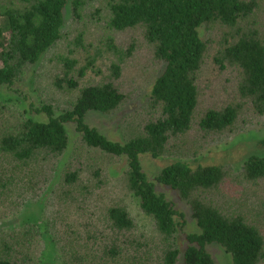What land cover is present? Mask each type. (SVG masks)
<instances>
[{"label": "trees", "instance_id": "16d2710c", "mask_svg": "<svg viewBox=\"0 0 264 264\" xmlns=\"http://www.w3.org/2000/svg\"><path fill=\"white\" fill-rule=\"evenodd\" d=\"M68 2L73 16L79 18L84 8L82 0H0L1 86L10 88L23 79L27 69L63 38L61 29ZM97 2L92 16L111 32L104 40L106 56L111 58L109 75L99 81L81 82L79 78L85 75L87 66L93 65L99 52L95 51L85 66L77 68L76 77L72 76L76 60L68 53L58 52L57 72L50 77V85L59 93L69 94L67 108L57 110L51 103H43L35 107V115L18 109L7 118L5 113L11 108L8 103L12 99L0 101V264H48L46 252L51 251L53 244L61 250V264H109L117 256L132 264L126 255L130 253V242H136L131 232L135 222L127 207L113 203L95 214L85 204L93 197V188L104 185V167L121 160L126 167L125 189L153 221L164 242L155 257L152 255L153 264H177L179 256L181 264H216L207 250L211 243L228 253L232 264H264L263 223L225 210L213 196L229 178L241 177L249 185L264 181V135L255 140L256 151L244 157L236 175L230 167L195 163L176 154L180 137L192 127L204 138L220 140L236 131L246 111L264 115V19L257 15L264 0ZM206 25L230 30L212 59L220 69L229 66L235 71L241 99L238 103L199 107L203 94L200 74L208 49L200 29ZM127 31L131 32V40L117 43L115 34ZM81 36L78 34L77 44ZM138 43L144 45L142 54H149L150 61L160 63L163 69L146 94L137 126L127 133V138L118 141L91 126L87 116L112 114L131 99L122 77L133 65ZM51 100L56 101L53 96ZM71 126L75 133L72 141ZM71 142V163L77 159L78 166L64 165L60 183L76 207L62 212L65 216L74 214L72 226L66 229L68 237L72 230V240L60 229L59 233L54 232L57 219L53 225L44 219L38 222L24 209L28 201L37 200L46 189ZM205 142L198 143V148L203 149ZM85 152L92 161L85 159ZM192 153L196 156V149ZM164 155L174 159L161 167L155 180L186 202L197 227L194 232L183 233L181 249L178 238L185 226L183 214L157 191L142 166L143 156L159 159ZM54 211L59 218L60 211ZM85 217L88 218L81 221ZM91 218L100 225L91 223ZM119 240L124 244L123 254ZM43 242L46 244L42 250Z\"/></svg>", "mask_w": 264, "mask_h": 264}, {"label": "rangeland", "instance_id": "374dc122", "mask_svg": "<svg viewBox=\"0 0 264 264\" xmlns=\"http://www.w3.org/2000/svg\"><path fill=\"white\" fill-rule=\"evenodd\" d=\"M82 2H84V8L81 10L80 17L77 19L71 13V3L68 2L65 8L64 25L61 29L63 38L57 45L48 50L37 64L29 67L23 79L13 83L10 88L0 85V101L8 98L12 99L8 103L11 108L9 107L10 110L8 109V112L5 113L7 118H10L15 112H18V109L21 111L27 110L31 115H35L37 113L35 107H39L43 103H51L57 110L67 108L69 94L59 93L50 85V77L57 72L55 57L58 52L68 53L76 60L77 64L72 70V76L74 77L78 74L77 68L85 66L92 58V54L96 53L95 51L99 52L93 65L87 66L85 75L79 78L81 82L99 81L109 75L108 67L111 63V58L106 56L108 49H106L104 40L107 34H111V32L105 29L101 21L98 22L96 17L92 16L94 14V8L99 5L97 0H82ZM257 15L264 19V3L261 11L257 12ZM200 32L202 38L208 42L207 55L200 74L199 85L203 92L199 104L200 109L219 106L225 103L240 102L241 99H239L236 89L237 78L235 71L229 66L220 69L212 59L218 55L222 44H224L225 39L229 36L230 30L219 25H206L200 29ZM78 34H82V36L81 41L77 44ZM115 38L119 44L126 43L131 40V32L116 33ZM135 48L137 51L131 60L133 65L128 67L122 77L124 89H130L131 91V99L112 114L90 113L87 116V122L91 126L96 127L109 138L118 141H123L124 138H127V133L133 127L135 128L137 126L136 123L138 122L137 119H139L140 111L142 113V107L147 101L146 94L154 78L163 69V65L160 63L150 61L149 54H142L145 51L143 44L138 43ZM69 51L71 52L69 53ZM101 54L105 56L101 58ZM52 96L55 97L56 101L51 100ZM31 103L35 105H31ZM70 131V139L72 141L75 137L72 126ZM262 135H264V115L257 116L250 111H246L243 118L237 124L236 131L226 134L220 140L208 139L210 136L204 138L196 128L192 127L189 132L180 137V141L182 142L176 149V154H180L183 160L195 163L199 161L201 164H220L230 167L233 174L236 175L242 169L241 166L244 157L256 151L254 142ZM203 141H206L205 147L199 149L197 145L198 143H204ZM206 144L208 145L206 146ZM73 148L74 145L72 146L71 142L68 153L62 157L54 176L47 181L46 189L40 193L41 196L31 203L28 201L24 207L25 213H30L34 218L33 220H37L38 222L44 219L49 225H53V220L56 222L57 219L58 221L55 223L56 230L54 232L59 233L60 229L62 233L64 231L67 239L71 240L72 230L71 237H68L66 229L68 230L69 226H72L74 214L65 216L66 214H62V212L67 207L71 208L72 211L74 205L72 206L71 197L69 198L65 194L66 190L60 183V176L64 165H77V159L71 163ZM195 149L196 156L192 153ZM74 155L75 152L73 153ZM85 159L92 161L89 153L85 154ZM141 159L143 169L148 177L154 181L157 191L163 193L174 207L183 214L185 226L182 228L181 238H178V246L181 249L184 242L183 233L194 232L197 230V227L190 215V209L186 202L178 196L177 192L163 186L155 180L161 167L163 165L165 166L174 157L164 155L159 159H154L150 156H143ZM125 168V162L122 160L107 164L104 167V185L97 190L93 188L91 192L93 197L85 200V204L91 207L95 214L101 213L103 208L113 203L126 206L135 222L131 232L136 241L134 244L130 242V253L126 256L129 257V261L132 264H153L152 255L155 257V253L164 247V242L161 234L155 228L153 221L142 212L135 199L125 189L123 182ZM213 196L223 204L225 210L240 212L256 223H263L264 227V181L249 185L241 177H238L236 180L229 178L221 190L213 194ZM66 204L70 206H66ZM73 209L76 210V207ZM54 210L57 212L60 211L59 218H57L58 213L56 214ZM13 218L15 217H8L7 219L13 220ZM86 218L88 217L81 219V221H85ZM90 222L94 225H100V223H96L95 218H91ZM13 223L21 224V221H13ZM110 233L113 236H118L115 231H111ZM111 236L109 239L113 241ZM46 242L41 244L42 250ZM41 245L38 251L41 250ZM62 245L64 244L60 245L61 248ZM118 245H120L121 253L123 254L124 244L122 245V240H119ZM136 248L138 253H135ZM207 250L211 253L216 264H232L231 256L219 245L211 243L207 246ZM60 251L59 247L53 244L51 251L46 252L47 258L45 259L48 260V264H61ZM134 255L136 256L134 257ZM180 260L181 256H179L177 264H181ZM109 264L127 263L123 262L121 256H117Z\"/></svg>", "mask_w": 264, "mask_h": 264}]
</instances>
